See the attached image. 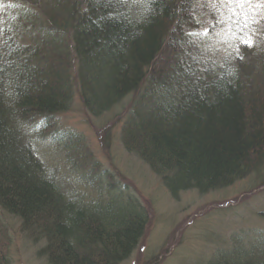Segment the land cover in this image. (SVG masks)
I'll use <instances>...</instances> for the list:
<instances>
[{
  "label": "trees",
  "instance_id": "1",
  "mask_svg": "<svg viewBox=\"0 0 264 264\" xmlns=\"http://www.w3.org/2000/svg\"><path fill=\"white\" fill-rule=\"evenodd\" d=\"M0 4V264H12L14 253L4 215L19 223L41 264H120L145 234L142 203L86 151L66 164L79 181L71 189L36 152L37 134L84 150L70 130L36 131L70 109L77 86L93 115L129 99L124 147L173 199L221 190L263 169L264 0ZM224 30L232 46L221 55L203 51L193 37L214 34L208 42ZM251 232L264 236L235 234L234 246L206 264H264V239L254 240L253 254L244 246Z\"/></svg>",
  "mask_w": 264,
  "mask_h": 264
},
{
  "label": "rangeland",
  "instance_id": "2",
  "mask_svg": "<svg viewBox=\"0 0 264 264\" xmlns=\"http://www.w3.org/2000/svg\"><path fill=\"white\" fill-rule=\"evenodd\" d=\"M1 7L0 4V13ZM259 9L256 5L255 10ZM214 33L216 38L208 42L205 39L214 34L206 32L203 36L194 34L193 37L203 51L213 49L210 52L212 55L225 54L226 49L232 46L227 31ZM183 43L185 52H194L193 44L189 49V44ZM183 50L181 59L187 55ZM74 96L70 109L54 116L57 122L46 121L36 131L45 136H53L61 129L70 130L74 140L80 139L83 142L84 150L76 153L73 150L76 146L67 148L62 143V137L52 138L49 142L37 134L34 135L39 137L36 152H40L47 169L55 170L58 176H67V188L70 189L75 186L78 188L79 181L65 172L66 164L69 159L80 160L88 153L101 170L111 173L112 180L115 177L119 183L125 184V191L142 203L148 212L145 234L138 249L120 264H206L214 254L234 246L235 241L231 238L235 234L250 231L264 233V186L260 185L261 177H264V166L258 175L253 171L221 190L207 194L191 190L173 199L169 189H166L148 165L124 147L122 126L128 117L129 99L99 116L91 114L83 106L78 86ZM3 218L8 224L10 221L9 227L12 230V264H41L37 249L27 243L19 223L16 224L8 215ZM260 239H264V236L255 238V234L250 233L252 244L244 245L248 253H254L256 247L253 246L260 243L254 240Z\"/></svg>",
  "mask_w": 264,
  "mask_h": 264
},
{
  "label": "snow or ice",
  "instance_id": "3",
  "mask_svg": "<svg viewBox=\"0 0 264 264\" xmlns=\"http://www.w3.org/2000/svg\"><path fill=\"white\" fill-rule=\"evenodd\" d=\"M228 3H238L241 6L244 4H251L252 0H227ZM246 43H251L250 41H246Z\"/></svg>",
  "mask_w": 264,
  "mask_h": 264
}]
</instances>
